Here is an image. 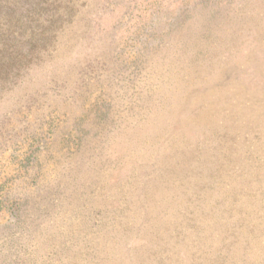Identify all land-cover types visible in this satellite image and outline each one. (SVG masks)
I'll list each match as a JSON object with an SVG mask.
<instances>
[{
  "label": "rangeland",
  "instance_id": "rangeland-1",
  "mask_svg": "<svg viewBox=\"0 0 264 264\" xmlns=\"http://www.w3.org/2000/svg\"><path fill=\"white\" fill-rule=\"evenodd\" d=\"M0 264H264V0H0Z\"/></svg>",
  "mask_w": 264,
  "mask_h": 264
}]
</instances>
